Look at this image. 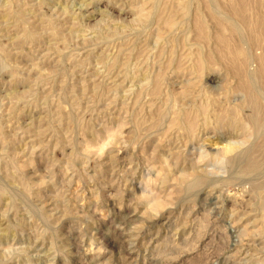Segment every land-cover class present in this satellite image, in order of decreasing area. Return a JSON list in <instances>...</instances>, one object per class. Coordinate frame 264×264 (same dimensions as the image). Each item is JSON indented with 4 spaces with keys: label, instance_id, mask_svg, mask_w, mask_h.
<instances>
[{
    "label": "rangeland",
    "instance_id": "obj_1",
    "mask_svg": "<svg viewBox=\"0 0 264 264\" xmlns=\"http://www.w3.org/2000/svg\"><path fill=\"white\" fill-rule=\"evenodd\" d=\"M197 3L0 0V264H264V122H216L232 76Z\"/></svg>",
    "mask_w": 264,
    "mask_h": 264
},
{
    "label": "bare ground",
    "instance_id": "obj_2",
    "mask_svg": "<svg viewBox=\"0 0 264 264\" xmlns=\"http://www.w3.org/2000/svg\"><path fill=\"white\" fill-rule=\"evenodd\" d=\"M197 1V4L203 10L202 14L195 17L192 23L197 41L202 43L206 39L205 33L207 27L204 22V17L208 16L212 19L215 27L214 33L211 36L212 41L215 43L213 56L225 69H227L229 75L232 76V88L230 89V91H232V104L231 107L228 105V107L231 108L230 114L229 116L226 115L227 117H219L215 120L216 122L223 123L224 126L228 125L232 127V133H234V129L238 127L241 128L242 124H239L241 120L247 123L252 133H259L264 122V105L262 104L264 103V0ZM190 7V1L185 5H181V9L184 12H188ZM199 52L198 67L197 65L195 67H197V69H199L197 71L200 72L205 68L204 64H202L204 63L203 57H200ZM206 58H208V56ZM250 67L252 69H250ZM152 90L157 91V85H154ZM237 94L241 96L239 100L234 98V95ZM244 109H247L249 114L247 115L246 113L243 118L238 119V111L243 112ZM194 118L195 117H193V119ZM204 119L206 120L208 118ZM183 122L187 124V128L190 131V119L189 121ZM180 123L182 122L180 121ZM236 151H238V148L236 145L232 144V146H227L223 150V154H232V156H234V154L239 153L236 157H232V162H236L238 156L242 157L241 166L243 167L241 173L244 174V176H246L245 174L256 172L261 168V164L258 161H253V158L252 160L250 159L253 153L257 151L254 146H250L246 150L243 148L241 152ZM214 182L215 181H211V183ZM196 185L195 183L194 186ZM253 187L256 190L259 188H261V191L262 188L264 190V180L262 182L255 181ZM259 198L261 199V211L264 212V196L261 195Z\"/></svg>",
    "mask_w": 264,
    "mask_h": 264
}]
</instances>
